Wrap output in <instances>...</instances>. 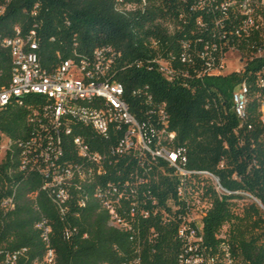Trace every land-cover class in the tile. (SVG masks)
Instances as JSON below:
<instances>
[{
    "label": "trees",
    "instance_id": "1",
    "mask_svg": "<svg viewBox=\"0 0 264 264\" xmlns=\"http://www.w3.org/2000/svg\"><path fill=\"white\" fill-rule=\"evenodd\" d=\"M242 2L0 0V87L8 83L12 68L1 42L13 37L16 27L22 37L35 33V52L47 71L67 59L91 60L96 49L110 48L114 59L106 78L123 85V100L150 140V130L174 134L171 146L184 150L185 169L191 172L183 178L147 153L109 157L120 132L111 129L104 137L74 123L71 134H62L61 162H52L49 178L40 170H22L19 149L12 147L0 163V261L6 253L25 249L16 264H41L50 248L53 264H183L178 235V187L183 182L208 205L200 228L208 252L216 253L223 241L237 264H264V124L258 118L264 103V85L258 83V77L264 80V57H253L243 72L220 78H196L179 62L184 48L197 69L207 62L201 58L207 47L214 54L226 44L242 53L264 48V27L249 34L242 28ZM158 57L187 70L188 76L164 78ZM240 82L248 88L242 123L231 112L228 93ZM41 101L29 95L0 106V135L12 141L27 138L32 129L28 114ZM75 137L105 156L101 174L92 168L86 179L79 177L88 166L76 156ZM67 167L73 168V177L62 185L67 199L59 207L49 196L57 187L50 175ZM200 172L214 175L227 193L217 192ZM44 184L49 188L43 189ZM7 197L14 207L5 211L1 200ZM106 201L127 229L110 225ZM42 220L50 228L48 244L35 227ZM223 226L224 240L218 238Z\"/></svg>",
    "mask_w": 264,
    "mask_h": 264
},
{
    "label": "built area",
    "instance_id": "2",
    "mask_svg": "<svg viewBox=\"0 0 264 264\" xmlns=\"http://www.w3.org/2000/svg\"><path fill=\"white\" fill-rule=\"evenodd\" d=\"M242 14L246 16L243 30L249 34L250 30L257 31L264 27V0H242ZM127 9H131L128 6ZM3 8L0 7V13ZM2 48L8 49L12 61L11 75L8 83L0 87V106L7 104L12 98L20 99L29 95H38L43 101L33 106L28 114V123L32 127L29 136L25 139L12 141L4 138L6 144L4 154L12 147L19 149V162L21 169L30 171L40 170L49 178L52 162H61L62 134H71V123L85 126L106 137L111 129L120 132L117 139L109 149V157L119 154L139 152L147 153L167 162L181 177L186 178L191 172L185 169L186 156L182 148L172 147L174 134L169 132L164 135V128L158 135L151 131V140L143 132L137 118L128 110L123 100V85L117 81L106 78L107 71L113 62V53L110 48L96 49L91 60L72 59L62 61L51 71L40 66L35 52L37 41L35 33L30 31L22 37L19 29L15 28V35L3 39ZM228 50L238 53L240 67L232 73L243 72L247 61L253 57H264V48L256 47L255 52L246 49L244 53L235 46L226 44L219 48L216 54L211 53L207 47L201 54L206 60L203 69H197L193 57L184 48L179 57V62L192 69L196 78L222 76L225 69V54ZM158 72L166 79H172L177 74L188 76L187 70L174 69L170 61L156 58ZM258 83L264 85V80L258 77ZM248 88L245 82L236 84L231 95V112L239 122L246 119V104ZM258 118L264 124V103L258 110ZM162 126H165L163 119ZM76 156L83 162H87L88 172H79L81 179H86L87 174H92V168L97 174H101V162H105V156L97 151H92L81 137L73 139ZM5 156V155H4ZM39 162V163H38ZM42 162V163H40ZM209 178L217 192L227 193L219 184L218 179L209 172H200ZM73 177V168L67 167L60 173L50 175V183L57 185L52 189L50 197L60 207L67 199V193L62 185ZM44 184L43 189L49 188ZM190 184L183 182L178 187V210L180 224L178 235L184 247L181 256L183 264H237L229 252L228 246L222 241L218 244L216 253H209L203 243L201 235V218L208 210L206 201L201 198V193L190 190ZM253 202L258 201L247 195ZM1 207L8 211L14 207L10 197L1 200ZM104 207L110 215V225L120 229H127L128 224L122 221L111 202L106 201ZM41 231L42 240L49 243L50 228L46 221L42 220L35 225ZM227 227L223 226L218 238L225 239ZM211 251V250H210ZM25 252L21 249L12 253H6L0 264H16L18 258ZM54 253L48 248L41 264H53ZM32 264H40L37 261Z\"/></svg>",
    "mask_w": 264,
    "mask_h": 264
},
{
    "label": "rangeland",
    "instance_id": "3",
    "mask_svg": "<svg viewBox=\"0 0 264 264\" xmlns=\"http://www.w3.org/2000/svg\"><path fill=\"white\" fill-rule=\"evenodd\" d=\"M239 55L237 52L233 51V50H228L225 54V69L223 71V75L222 76H217L218 78L220 77H226L229 76V73H231L234 69H237L240 67V59H239ZM217 77H213V78H217ZM235 87V86H234ZM233 87V89H234ZM233 89L230 91L229 90V94L231 95ZM6 144V140L3 138L2 141L0 139V163L4 158V147Z\"/></svg>",
    "mask_w": 264,
    "mask_h": 264
}]
</instances>
